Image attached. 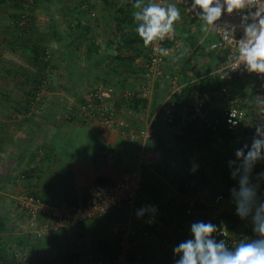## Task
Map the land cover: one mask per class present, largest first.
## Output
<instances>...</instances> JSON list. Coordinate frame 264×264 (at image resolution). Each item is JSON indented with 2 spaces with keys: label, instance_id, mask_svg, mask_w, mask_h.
<instances>
[{
  "label": "crops",
  "instance_id": "0c3cea01",
  "mask_svg": "<svg viewBox=\"0 0 264 264\" xmlns=\"http://www.w3.org/2000/svg\"><path fill=\"white\" fill-rule=\"evenodd\" d=\"M6 2L4 0V4ZM16 3L17 1H14L15 5ZM115 4L116 0L63 2L59 10H66L67 14L71 11L78 12V17L73 23L67 19V28H60L68 42L75 41V59L71 62L73 73L71 76L67 64H62L60 72L64 74L63 81L48 86L46 97L40 99V102H34L29 111L24 108L27 104L26 95L18 94L20 90L16 95L10 89L15 90L20 86L21 75L31 71L33 66L25 63L20 65L22 55L16 53L15 48L19 47L17 44L11 50H0L1 58L10 57L12 65L18 62V65L13 67L14 71H11L12 80H0V218L6 222L0 227V235L5 232L6 241L14 243L12 249L15 252L28 253L33 264H92L99 259H113L121 226L129 215L134 229L133 239L138 242L140 255L135 256L136 261L132 264H174L177 257L173 254V248L182 242L177 237L175 222L165 219L156 224L150 232L144 233V218L136 217L137 209L145 205L159 207L165 199L181 197L182 207L178 214H187L183 222L184 237L188 239L191 237L192 223L206 222L222 212H235L234 206L228 210L222 208L219 203L205 205V212L202 213L201 204L192 199L191 193L209 185L212 176L217 177L214 185L216 190L226 188L227 183H223V179L225 171L228 170L227 161L234 158L236 148L251 142L254 135L252 129L244 124L233 131L223 130L209 134L193 128L189 136L190 141L184 142L177 138L180 134L170 131L163 120L158 119L155 123L154 138L149 144V152L143 165L144 173L138 199L131 214L123 207L102 219L77 225L69 232L46 236L43 240L34 238L27 225L21 222L25 216L17 206L16 197L20 193H34L54 203H69L74 200L78 188L86 189L96 184L99 175L106 177L109 182L114 181L138 159L137 141L132 143L128 138L109 131L101 123L85 122L76 118L66 119L64 116L67 108H75L82 102L95 82H102L100 77L111 85L108 86V96L115 104L117 114L126 119L129 128L135 130L153 115L158 100L165 97L169 91L166 85L159 84L161 79L156 78L152 84L151 96L145 99V105L142 103L134 108L130 101L123 97L126 91H138L145 81L146 64L144 61L142 63V56H147V51L144 53L147 47H142L141 44L121 46V36L117 32L118 23L115 20L118 14ZM44 5L51 8L46 0L39 4L40 8L45 7ZM91 10L94 11L93 16L89 15ZM77 21L84 28L73 33L70 26ZM52 26H49L48 32L42 34H27L24 40L30 37L44 39L47 43L55 42L52 38ZM0 32L3 31L0 29ZM6 37V33L3 34L2 42ZM12 38L16 43L22 39L21 34L12 35ZM60 51L66 61L70 54L69 47ZM118 53L126 57H136L132 62L119 65L110 60H102ZM7 71L8 69L4 78ZM28 82L30 83L29 80ZM28 88L31 90V83ZM121 97L128 101H125L128 107L125 103L122 106ZM180 102L185 103L183 99ZM176 124L177 119L174 125ZM80 131L83 137L89 138L90 141L87 143L90 149L86 151L89 160L83 159L85 153L75 160L70 157L63 158L59 155L61 144L66 143L63 138L75 135L78 139L81 136ZM74 142L75 150H86L80 141ZM103 149L114 153L115 158L111 162L100 154ZM193 162L199 164L195 173L190 171ZM22 228H28L27 232ZM20 230L23 232L22 236H18L21 234L18 232ZM76 249L81 252L76 254Z\"/></svg>",
  "mask_w": 264,
  "mask_h": 264
},
{
  "label": "built area",
  "instance_id": "2783aa9c",
  "mask_svg": "<svg viewBox=\"0 0 264 264\" xmlns=\"http://www.w3.org/2000/svg\"><path fill=\"white\" fill-rule=\"evenodd\" d=\"M128 1L134 5L135 0ZM146 2L147 0H143V3ZM166 2H174L188 17L195 19L184 6V0H166ZM239 19L235 13L222 16V21L227 23H239ZM205 35L213 37L209 50L214 59V66L203 73L187 70L186 78L181 81L178 75L171 72L167 66V58L180 52L185 46L176 30L170 37L163 41H155L153 46L148 47L145 81L138 91H126L124 97L129 101L148 99L156 78H160L169 91L165 97L158 100L153 115L139 129L129 128L126 119L117 114L108 96L109 87L104 83L94 85L77 107L66 109L64 114L66 119L76 118L85 122H98L109 131L128 138L132 143L137 141L138 159L114 181L104 184L96 183L86 189L78 188L74 200L69 203H54L44 200L39 195L20 193L16 197L17 206L25 216L27 227L34 238L43 240L52 234L69 232L77 225L102 219L123 207L127 208L128 213L131 214L138 199L144 173L143 165L149 152V144L154 138L155 123L158 119L163 120L165 126L175 134H183L189 128L210 133H219L224 129L233 131L244 124L254 132V126L264 119V114H259L252 106L257 96H264V75L249 74L243 70L242 66L237 70L230 69L232 63L229 57L233 48L223 41L219 33ZM241 35L242 33L238 31L236 38L239 39ZM153 47L165 48L168 53L161 55L159 51L154 52ZM224 72L227 75L224 76ZM47 74H50L49 68H47ZM46 85H42L35 102L40 100ZM185 90H189L188 100L181 103L178 97L185 94ZM176 119L178 124L174 125ZM100 154L109 162L115 158L114 153L109 149H103ZM260 171H264V164L257 166L254 176ZM216 178L212 176L209 185L191 193L192 199L201 204L202 213L205 212V205H216L222 201L231 203L229 189L234 184H227L225 189L216 190L214 187ZM223 183L226 184L225 178ZM181 207V197L165 199L157 207L158 212L151 224L147 222L149 217L147 215L144 217V233L150 232L160 221L169 219L175 222L177 237L182 241L188 239L184 237L183 222L187 214H178ZM231 213L234 214V212ZM128 217L121 226L115 257L110 260L99 259L92 264H132L131 254L135 253L140 257L138 242L132 239L134 229L130 223V215ZM206 222L222 227L226 233V243L229 245L251 235L250 225L244 234L235 235L232 231V227L235 226L234 221L226 220L221 216L211 217ZM74 252L78 254L81 251L76 249ZM27 258L32 261L30 257H24L23 260Z\"/></svg>",
  "mask_w": 264,
  "mask_h": 264
},
{
  "label": "clouds",
  "instance_id": "9594fccd",
  "mask_svg": "<svg viewBox=\"0 0 264 264\" xmlns=\"http://www.w3.org/2000/svg\"><path fill=\"white\" fill-rule=\"evenodd\" d=\"M133 6L136 9L132 14L134 30L145 47L174 34V25L182 18L180 8L166 0L146 3L135 0ZM184 6L200 22L203 33H219L233 48L230 69L242 66L249 74L264 75V0H184ZM233 13L239 16V23L222 21V16ZM238 31L242 33L239 39L236 38ZM153 51L161 55L168 53L165 48L153 47ZM253 101L255 111L264 114V96H257ZM254 129L251 142L236 148L234 158L227 161L229 178L234 181L229 189L234 214L250 225L251 235L229 245L222 227L212 222H194L190 226L191 237L173 248L177 257L174 264H264V192L260 190L264 171L254 176L257 166L264 164V119ZM198 169L199 164L193 162L190 171L195 173ZM157 212L156 206L145 205L135 215L138 219L147 215V222L151 224Z\"/></svg>",
  "mask_w": 264,
  "mask_h": 264
},
{
  "label": "rangeland",
  "instance_id": "374dc122",
  "mask_svg": "<svg viewBox=\"0 0 264 264\" xmlns=\"http://www.w3.org/2000/svg\"><path fill=\"white\" fill-rule=\"evenodd\" d=\"M6 1L7 2L5 4H4V0L2 1V4H4L3 6H2V4H0V16H2V19H0V27H1L0 29H1V31L4 32V33L2 32L3 34L6 33V35H7L6 39L3 38L4 39L3 42L1 41L2 43L0 46V50H2V51L4 50V48L11 50L12 47L17 44L16 41L14 40V38H12V35L16 36V34H19V35L21 34L22 39H20V40L24 41V37H26L27 34L38 35V34L48 32L49 26H52V25H55L59 28H61V27L67 28L66 20L68 19V21H70V23H73V21H75V19H77V17H78V15H77L78 12H76V11H73V12L71 11V13L67 14L66 10L65 11L59 10L60 9L59 7H62L61 5H63V2L67 1V0H51V3H50L51 8H47V5L46 6L44 5L45 7L40 8L39 4L41 2H39V1H41V0H35V1H37L35 3L33 2L34 0H6ZM14 1H17L16 5L17 4L24 5V10H20V8L16 7V5L14 4ZM104 1L105 0H103V2ZM171 3H174V2H171ZM93 14H94V11L91 10L89 15L93 16ZM19 15H24V17L21 20H19V19H17V17ZM181 17H182L181 20L176 22V24L174 25V28H175L176 32L178 33L179 38L184 42L185 46L183 47V49L180 52H177L174 55L169 56L167 58L168 69L171 72H173L174 74H177L180 81L185 78V73L187 72V70L192 69V67L194 68V71L196 73H199V72L203 73L205 71H208L209 69H211L214 66V59H213L212 54L209 50V41H210L211 36L207 37L205 35V33H203L200 29V22L196 19H191L190 17H188L185 14V12H183V10H181ZM26 27H27V29H30L31 32L29 30H24V29H26ZM182 27H187L192 34L196 30H197V32L198 31L200 32L199 33L200 38L198 40V43L194 47H191L190 44L188 43V41L185 39V37L181 34L180 29ZM3 34H0V35L3 36ZM2 36H1V39H2ZM36 39H38V38H36ZM48 44L50 47L49 52H51L52 49L53 50L56 49L55 42H52V43L48 42ZM141 46L143 47L144 45L141 44ZM15 50H16V53H20V55H22L21 56L22 58L20 59V62H21L20 65H22L24 63H25V65H31V63H35L32 59V56H30L31 52L28 49H26L25 47H23V46L18 47V48H15ZM146 51H147L146 55H148V47L146 48L144 53H146ZM3 57L1 58V56H0V80L4 81L3 79H5L7 81H11L12 80L11 77L13 74L11 71H14L13 67L17 66L18 64H16V63H18V62L13 63V65H12L11 64L12 62L9 61V59H11L10 57H7V56H3ZM146 57L147 56H145V57L142 56V63L144 61L145 64H147V58ZM22 68H24V67L22 66ZM7 69H8V71H7L8 73L6 75V78H4L5 77L4 75H5V72ZM34 70H36V69H34ZM60 71H61V69H60L59 65L57 64V61L55 59H52L51 65L49 67V73H50L49 82H48L46 89L44 88V91L41 94L40 99L46 97L47 92H49L48 86L54 85V83H56V82L60 83V81H63L62 80L63 75ZM21 76H22L21 77L22 78L21 85L16 87V89L14 88L15 90H13L11 87H9V88H11L10 91L14 92L16 95L18 93V90H20V93H18V94H21L22 96H24V95H27V92L29 91L28 85L30 83L25 79L23 74ZM88 79H89V77H88ZM159 81L158 82L160 85L164 84V82H162L161 80H159ZM96 84H99V81L95 82L91 86L90 90ZM5 85H6V83H5ZM7 85H9L8 82H7ZM31 86H32V83H31ZM107 86H111V85L107 84ZM113 94H114V92H113ZM0 95H1V93H0ZM40 101L41 100H39V102ZM125 101H127V100L125 98L121 97L122 106H124V103H125L126 107H128V105H127L128 101H127V103ZM114 106H115V104H114ZM80 134H81V136H79L78 139L76 138L75 135H72V137H69V138H63V140H65L66 143L64 142L61 144V147L59 148V155H61L65 159H68V157H70V158H74V160H75L77 157L80 158L81 155L85 153L83 156V159L89 160L88 153L86 152V151H89V149H90V147L88 148V146H87V143L90 142L89 138L83 137L84 135H82L81 131H80ZM75 140L80 141L83 144V146L86 147V150L85 149L83 151L82 150H75L76 149V145L74 142ZM72 147H74V149H71ZM220 205L224 209H228V210L233 209V204L230 203L229 201H222ZM220 210L222 211V209H220ZM221 211H219V212H221ZM219 214H221V213H219ZM21 222H24V224H26V219H22ZM248 225L249 224L247 222L241 221L239 219L238 227H237L238 229H237L236 233L241 234L243 232V230H245L248 227ZM24 229H26V228H22L23 231H24ZM27 229H26V232H27ZM20 233L23 234V232L21 230H20ZM6 239H7V236L5 235V232H3L0 235V243H1L0 249L1 250H2V248H4L5 251H7V253L9 255L15 253L18 264H26L27 261H30V260H28V258H27V260H23L24 257H31L30 255H28V253L21 251V250H20L21 252H18V251L15 252L12 249L14 243H12L11 241L10 242L6 241ZM19 261H20V263H19Z\"/></svg>",
  "mask_w": 264,
  "mask_h": 264
},
{
  "label": "trees",
  "instance_id": "16d2710c",
  "mask_svg": "<svg viewBox=\"0 0 264 264\" xmlns=\"http://www.w3.org/2000/svg\"><path fill=\"white\" fill-rule=\"evenodd\" d=\"M2 1V0H0ZM47 3H51V0H46ZM34 3L37 1H33ZM39 2H43L42 0ZM141 2L143 3V0H141ZM40 3V4H41ZM116 9L115 11L118 13L117 16L115 17V20L118 23V27H117V32L120 33V44L121 46L123 45H128V46H134V45H138V44H143V42L139 39V37L137 36V34L135 33V24L133 21V12L136 11V9L134 8L133 4H130L128 0H116ZM18 8H20V10H24V5H18ZM1 17V16H0ZM24 17V15H19L17 17V19L21 20ZM127 21V22H126ZM127 23L124 26H119L120 24H124ZM83 29V25L80 22H76L74 23V25L70 26V30L73 33H76L77 30L79 29ZM52 33H53V39L56 42V49L55 50H51L50 51V47L49 44L44 41V39H35V38H30L27 37V40H20L19 45L17 42V46L19 47H25L26 49H28L31 52L32 55V59L35 63H31V65L33 66L34 69H31V71L28 70V73L26 72L24 74L26 80H30V83H32V88L31 90H29L27 92L26 98H27V104L24 107L26 109V111H29L30 108H32V104L35 102L38 93L42 87V85L47 84V82H49V75L47 74V68L50 67L52 59H55L57 61V64L59 65V67L62 66V64L66 65L67 64V70L71 73H73V68L71 65V62L75 59L74 57V51L76 50V45H75V41L72 42H68L67 38L65 37V33H63L61 31V29L55 25L52 26ZM24 30H28L27 27ZM181 34L185 37V39L188 41V43L190 44L191 47H194L197 43L198 40L200 38V32L197 30L192 34L190 32V30L187 27H182L180 29ZM4 33V32H3ZM2 32H0V34H3ZM87 33V32H86ZM213 40L212 37H210V42ZM2 39L0 38V44ZM93 46V45H92ZM68 48L70 49V54L68 59L65 61L64 56H62L60 51L62 48ZM74 47V48H73ZM122 48V47H121ZM57 54V55H56ZM122 54V53H121ZM134 55L132 56H123L120 55L119 53L117 55L114 56H106L104 57L102 60H110L111 62H116L117 65L121 64V63H125V62H132L135 60ZM64 61V62H63ZM27 71V69H25ZM189 70H193L194 68L192 67V69ZM35 71V72H34ZM195 72V71H194ZM196 73V72H195ZM64 75V74H62ZM72 76V75H71ZM98 78V76H97ZM102 82L106 84V81L104 79H100ZM100 83V82H99ZM46 85V87H47ZM107 85V84H106ZM205 87V85H203ZM45 87V88H46ZM189 91V90H188ZM188 91H184L185 94L181 95L180 97H178V101L180 102L181 99H183V101H187L188 100ZM145 99L144 100H130L131 106L134 108H137L139 104L145 105ZM82 103V102H81ZM192 129L193 128H189L188 130H186V132H184L183 134L177 135L178 139L184 141V142H189L190 141V137L191 133H192ZM226 130V129H224ZM209 134H211L210 132H208ZM102 151V150H101ZM104 157V156H103ZM225 179H226V183L227 184H231L234 183V181H232L229 178V172L228 170L225 171ZM109 180L106 177H103L101 175L97 176L96 178V183L97 184H104V183H108ZM261 192H264V184H262L261 182ZM34 194V193H32ZM219 216L223 217L226 220H232L235 223V226L232 227V231L234 232L235 235H242L246 232V229L243 230V232L241 234H237V227H238V222H239V218L232 214L231 212H222ZM0 227L2 228L3 225V220L2 218H0ZM6 223V222H4ZM20 233V231H18ZM66 232V231H64ZM63 232V233H64ZM60 234V233H58ZM23 234H19L18 236H22ZM33 235V234H32ZM133 239V238H132ZM1 244V243H0ZM117 248V247H116ZM136 254H131L130 258L132 260V262L136 261L135 258ZM0 264H18L17 263V258L15 256V254H11L9 255L7 253V251H5L4 248H2V250L0 249ZM26 264H33V262L31 261H27Z\"/></svg>",
  "mask_w": 264,
  "mask_h": 264
}]
</instances>
